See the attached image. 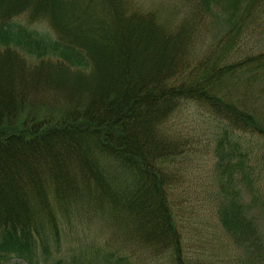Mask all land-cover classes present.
<instances>
[{"label":"trees","instance_id":"obj_1","mask_svg":"<svg viewBox=\"0 0 264 264\" xmlns=\"http://www.w3.org/2000/svg\"><path fill=\"white\" fill-rule=\"evenodd\" d=\"M143 1L0 0V264L46 263L73 216L183 264L166 165L185 150L167 122L186 102L212 122L226 264H264L237 188L264 141L248 89L264 80V50H242L264 0ZM215 14L225 28L199 49Z\"/></svg>","mask_w":264,"mask_h":264},{"label":"rangeland","instance_id":"obj_2","mask_svg":"<svg viewBox=\"0 0 264 264\" xmlns=\"http://www.w3.org/2000/svg\"><path fill=\"white\" fill-rule=\"evenodd\" d=\"M143 2L146 4L149 0ZM225 25L223 16L213 15L199 49H204ZM30 26L46 27L43 21L32 22ZM243 42V51L264 50V23L254 28ZM248 89L250 101L264 117V80L254 82ZM207 116L201 106L186 102L167 122L174 134L182 139L185 149L166 165L171 176L167 184L168 198L181 234L183 264H208V261L209 264H226V258L232 253L229 238L218 224L215 212L216 167L211 150L212 122ZM254 141L253 157L247 161L248 165H253L254 171L250 172L245 166L237 188L246 206V215L253 218L259 238L264 242V141L260 138ZM58 235L50 248L53 257L44 264H70L68 262L74 254L71 264H121L111 257L115 247L121 249V254H127L129 264H171L164 253L151 255L129 243L118 246L119 240L109 238L101 218L87 221L83 216H73L67 224L59 225ZM3 264L28 263L11 257Z\"/></svg>","mask_w":264,"mask_h":264}]
</instances>
